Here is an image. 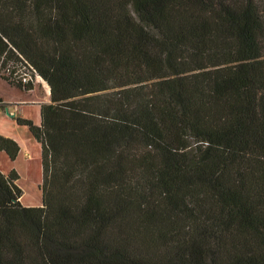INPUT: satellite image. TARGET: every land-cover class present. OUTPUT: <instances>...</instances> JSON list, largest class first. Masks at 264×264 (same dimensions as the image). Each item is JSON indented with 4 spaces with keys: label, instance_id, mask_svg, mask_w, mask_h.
Wrapping results in <instances>:
<instances>
[{
    "label": "trees",
    "instance_id": "obj_1",
    "mask_svg": "<svg viewBox=\"0 0 264 264\" xmlns=\"http://www.w3.org/2000/svg\"><path fill=\"white\" fill-rule=\"evenodd\" d=\"M36 76L42 203L0 170V264H264V0H0V77Z\"/></svg>",
    "mask_w": 264,
    "mask_h": 264
},
{
    "label": "crops",
    "instance_id": "obj_2",
    "mask_svg": "<svg viewBox=\"0 0 264 264\" xmlns=\"http://www.w3.org/2000/svg\"><path fill=\"white\" fill-rule=\"evenodd\" d=\"M0 81L3 84H5L4 86H6L8 90H10L5 94L0 92V97L2 98V102H3V104H0V135L13 138L15 141H17L19 145L18 153L13 160H11L3 150H0V160H2L5 163L3 164L5 168L0 167V170L4 173H7L10 171L11 168H14L19 175L18 185L21 187V185L19 184V179L21 178L22 175L21 173L22 165H26V170H27L29 165H31L33 161V157L32 159H30V152L27 146H25V142H30V140H32L31 138L34 139V137L30 133L26 125L19 124L17 122L16 117L27 118L32 120L34 124H39L40 105L41 103L49 102V87L48 85L43 84V80L40 77H37L35 79L33 88L28 91H25L20 88H18V90L15 89V86L9 84L6 80H4L1 77H0ZM37 82L40 83L41 86H43V88L45 87V90H43L42 95H40V93L38 92L37 96H31V93L37 90L35 86V83ZM41 96L44 99H40ZM30 110H33V114ZM35 142L37 141L35 140ZM36 144L39 143L37 142ZM36 160H38V157H36ZM6 162L8 164H6ZM38 162L39 164H41L40 158ZM40 166L39 167L36 166L35 168L36 174L37 171L39 172ZM40 181H41L40 179L38 181L36 180V184L38 188L40 187ZM22 194H23V190H22ZM20 201L24 205H40L42 203V198L40 196V200L34 203H28V202L26 203L23 202V198L21 195Z\"/></svg>",
    "mask_w": 264,
    "mask_h": 264
},
{
    "label": "rangeland",
    "instance_id": "obj_3",
    "mask_svg": "<svg viewBox=\"0 0 264 264\" xmlns=\"http://www.w3.org/2000/svg\"><path fill=\"white\" fill-rule=\"evenodd\" d=\"M44 85H47L46 82L43 81ZM5 84H3L0 81V92L2 93H7L8 88H6V86H4ZM34 86V83H33ZM35 86L37 88V90L35 92L31 93V96H37V93L39 92L40 95L43 94V90H45V87L43 88V86H41L40 83H35ZM15 89L18 90V88L15 87ZM40 99H44L42 96ZM33 114V110H30ZM32 140H30V142H25V146H27V148L29 149L30 152V159H32L33 157V161L32 164L29 165L28 169L26 170V165H22V169H21V178L19 179V184L21 185V189L23 190V194H22V198H23V202H28V203H34L38 200H40V196H41V190L40 187L38 188L37 184H36V180L38 181L39 179L41 180V164H39L38 160L40 158V148H39V144H36L37 142H35V140L33 138H31ZM24 152V150H23ZM36 157H38V160H36ZM37 162V163H36ZM5 164L2 160H0V167L1 168H5V166L3 165ZM6 164H8L6 162ZM4 166V167H2ZM40 166V170L39 172L37 171V174L35 172V168ZM39 178V179H38Z\"/></svg>",
    "mask_w": 264,
    "mask_h": 264
},
{
    "label": "built area",
    "instance_id": "obj_4",
    "mask_svg": "<svg viewBox=\"0 0 264 264\" xmlns=\"http://www.w3.org/2000/svg\"><path fill=\"white\" fill-rule=\"evenodd\" d=\"M38 76H36L37 78ZM35 78V79H36ZM30 79L29 75L27 73H24L21 77L22 82H27Z\"/></svg>",
    "mask_w": 264,
    "mask_h": 264
}]
</instances>
